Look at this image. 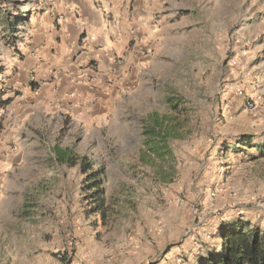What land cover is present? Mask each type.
Listing matches in <instances>:
<instances>
[{"label":"rangeland","instance_id":"rangeland-1","mask_svg":"<svg viewBox=\"0 0 264 264\" xmlns=\"http://www.w3.org/2000/svg\"><path fill=\"white\" fill-rule=\"evenodd\" d=\"M32 6L0 0V88L23 58L7 39L22 47ZM162 39L148 83L111 123L50 111L14 128L0 116V264H201L223 250L229 224L264 232V37ZM154 113L174 117L180 137L150 162Z\"/></svg>","mask_w":264,"mask_h":264},{"label":"crops","instance_id":"crops-1","mask_svg":"<svg viewBox=\"0 0 264 264\" xmlns=\"http://www.w3.org/2000/svg\"><path fill=\"white\" fill-rule=\"evenodd\" d=\"M247 1L33 0L22 47L7 39L23 58L0 88V101L11 99L2 126L50 111L111 123L148 83L162 37H264V0H250L249 18Z\"/></svg>","mask_w":264,"mask_h":264},{"label":"trees","instance_id":"trees-1","mask_svg":"<svg viewBox=\"0 0 264 264\" xmlns=\"http://www.w3.org/2000/svg\"><path fill=\"white\" fill-rule=\"evenodd\" d=\"M22 16L10 19L8 24L10 30L14 31V25ZM16 46V42L14 43ZM11 102V99L0 101V109ZM168 104L178 112V105L172 99H168ZM174 117L167 114L154 113L150 116L149 124L144 131V160L154 161L155 156L162 157L164 154H171L170 141L180 137L178 124ZM249 141V137L244 139ZM55 152L58 162L71 165L74 155L70 149L56 147ZM94 189L93 197L98 204V208L104 207V202L100 201L104 194L102 179H97L91 183ZM98 188V189H96ZM224 240L223 250L213 256L204 259L201 264H264V232L252 223L239 219L229 224L222 235ZM62 258V257H61ZM63 259V258H62Z\"/></svg>","mask_w":264,"mask_h":264},{"label":"built area","instance_id":"built-area-1","mask_svg":"<svg viewBox=\"0 0 264 264\" xmlns=\"http://www.w3.org/2000/svg\"><path fill=\"white\" fill-rule=\"evenodd\" d=\"M250 107H252V108H253V106H251V105H250Z\"/></svg>","mask_w":264,"mask_h":264}]
</instances>
